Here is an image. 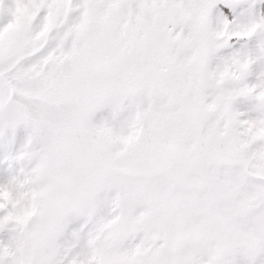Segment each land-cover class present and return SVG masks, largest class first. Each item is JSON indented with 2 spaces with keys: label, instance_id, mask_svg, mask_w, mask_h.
I'll return each mask as SVG.
<instances>
[{
  "label": "snow or ice",
  "instance_id": "obj_1",
  "mask_svg": "<svg viewBox=\"0 0 264 264\" xmlns=\"http://www.w3.org/2000/svg\"><path fill=\"white\" fill-rule=\"evenodd\" d=\"M0 264H264V0H0Z\"/></svg>",
  "mask_w": 264,
  "mask_h": 264
}]
</instances>
